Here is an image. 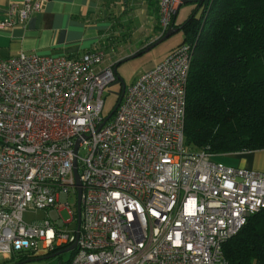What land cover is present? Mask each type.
<instances>
[{"label": "built area", "instance_id": "obj_1", "mask_svg": "<svg viewBox=\"0 0 264 264\" xmlns=\"http://www.w3.org/2000/svg\"><path fill=\"white\" fill-rule=\"evenodd\" d=\"M186 1L160 0V36ZM43 2L10 4L0 28L26 23ZM194 50L185 42L143 72L100 129L104 90L117 80L103 48L0 58V255L77 241L68 264H230L224 244L264 209V172L186 146ZM76 159L79 235L61 228L75 219L61 211L71 186L78 202ZM28 210L46 217L29 223Z\"/></svg>", "mask_w": 264, "mask_h": 264}, {"label": "trees", "instance_id": "obj_2", "mask_svg": "<svg viewBox=\"0 0 264 264\" xmlns=\"http://www.w3.org/2000/svg\"><path fill=\"white\" fill-rule=\"evenodd\" d=\"M191 1L197 8L178 26L185 32L183 43H195L185 144L216 155L264 149V0ZM223 250L230 264H264V209L251 215Z\"/></svg>", "mask_w": 264, "mask_h": 264}, {"label": "crops", "instance_id": "obj_3", "mask_svg": "<svg viewBox=\"0 0 264 264\" xmlns=\"http://www.w3.org/2000/svg\"><path fill=\"white\" fill-rule=\"evenodd\" d=\"M23 2L0 0V20L7 18L10 4ZM185 3L173 18L174 27L184 24L194 12L195 8ZM159 6V1L154 4L149 0H44L42 8L26 23L0 28V58L20 53L78 58L101 47L106 52L105 65H112L108 43L115 34L124 32L126 23H139L132 34L140 38L143 46L159 38ZM217 158L228 165L264 172V149Z\"/></svg>", "mask_w": 264, "mask_h": 264}, {"label": "rangeland", "instance_id": "obj_4", "mask_svg": "<svg viewBox=\"0 0 264 264\" xmlns=\"http://www.w3.org/2000/svg\"><path fill=\"white\" fill-rule=\"evenodd\" d=\"M185 5H190L192 8H197V2H187ZM194 9V10H195ZM202 14V10L198 11V16ZM139 23H126L124 32L121 35L115 34L112 41L108 43L107 50L110 54V60L112 65H116V77L117 80L109 84L104 90V115L105 117L116 106L123 83L128 87L133 83L143 72L155 67L158 63L164 60L177 45L184 42L185 32L179 30L170 37L163 40L158 45L154 46L149 51H143L147 48V45L143 46V42L140 38H137L133 33V29L138 27ZM147 46V47H146ZM175 47V48H176ZM132 57L123 61L125 58ZM121 61V62H120ZM80 154H84L81 150ZM215 160L222 161L220 158H214ZM225 163V162H224ZM69 205L61 211L62 219L64 221H70L72 218L71 212L75 213V219L72 223L61 226L62 229L74 230L77 227L76 213H77V194L73 186L70 187V194L68 197ZM27 222H40L46 217L43 211L28 210L25 215ZM53 254V253H52ZM72 251L61 252L56 256L45 258L48 255L47 252L40 253L32 257L29 252H16L13 255V259L7 260V258L0 255V264H66ZM27 255L26 259H23ZM31 255V256H30ZM51 255V254H50Z\"/></svg>", "mask_w": 264, "mask_h": 264}, {"label": "water", "instance_id": "obj_5", "mask_svg": "<svg viewBox=\"0 0 264 264\" xmlns=\"http://www.w3.org/2000/svg\"><path fill=\"white\" fill-rule=\"evenodd\" d=\"M188 2V1H186ZM180 30L179 27H174L172 26L168 31L167 33L159 40H157L156 42L150 44L147 48H145V50L143 51H149L150 49H152L154 46L158 45L159 43H161L163 40H165L166 38L170 37L171 35H173L174 33L178 32ZM132 57H129V58H125L123 61L125 60H128ZM116 70V68H115ZM126 90V85L123 83V87H122V90H121V93H120V100L122 99L123 95H124V92ZM120 100L117 102L116 106L114 107V109L104 118L103 122L101 123V125L99 126L98 129L102 128L105 123L111 119V117L114 115L115 111L117 110L118 108V105H119V102ZM78 144L76 145V151L78 150ZM75 169H74V173H75V178H76V186H77V190H78V202H77V212H78V221H77V230H78V235H79V231H80V224H81V194H82V182L80 180V176H79V171H78V164H77V159L75 161ZM77 245V241H75L71 246L59 251V252H56V253H53V254H48L47 256H45V258H48V257H51V256H56L58 254H60L61 252H67V251H72L75 249ZM16 264H19V263H16Z\"/></svg>", "mask_w": 264, "mask_h": 264}]
</instances>
